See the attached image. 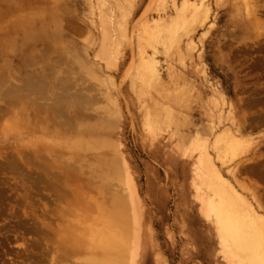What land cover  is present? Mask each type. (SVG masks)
I'll list each match as a JSON object with an SVG mask.
<instances>
[{"label": "rangeland", "instance_id": "374dc122", "mask_svg": "<svg viewBox=\"0 0 264 264\" xmlns=\"http://www.w3.org/2000/svg\"><path fill=\"white\" fill-rule=\"evenodd\" d=\"M183 1L186 0L43 1V12L55 18L54 23L49 21L52 30L49 27L48 31L58 35L55 40H45L48 44H30L38 48L50 46L48 53L51 54L47 55L50 60L47 57L43 63L30 59L29 63L31 60L35 63L29 64L28 71L32 72V79L42 77L51 83L50 88L58 89L50 91L44 99L39 97L44 93L33 94L36 102L33 100L32 109L43 107L38 117L45 110L46 116L50 113L47 105L51 107L53 100L57 103L62 99L61 115L70 125L60 127L58 140L62 144L51 150L62 153L61 160L68 159L65 140L79 126L87 127L92 130V137L103 135L112 153L124 161L125 181H119L112 168L94 165L96 159L106 154L105 148L99 145L81 150L83 157L78 155L77 158L82 160L73 163L79 169L57 180L37 177L33 166L30 171L24 163L13 169L15 173L8 167L2 169L5 155L9 157L15 150L31 152L42 137L35 136L40 131L34 134L31 130V133L4 130L5 125L12 122V116H2L0 264H92L98 253L92 248L91 236L95 231H103L100 227L104 228L107 221L104 212L97 215L92 205L89 212L86 205L92 199L94 204L105 201L104 189L110 194L109 204L115 197L123 198L129 216L135 218L134 227L140 242L136 264H226L219 252L215 227L203 216L193 185V163L205 151L212 156L220 172L264 216V59L255 51L259 45L264 46V7L257 8L255 22L259 24L256 25L254 18L247 20L243 11L236 9L239 0H204L201 20L187 28L179 48L168 55L161 44H149L148 37L139 32V26L144 20L150 27L154 26L152 30H164L172 23L176 7ZM193 1L187 0L189 4ZM261 1H257L258 5ZM105 18L107 26L102 22ZM115 19L123 24L125 31L124 27L119 29L121 26ZM57 21L65 24L58 29L54 25ZM101 23L105 30H111L107 32L112 38L111 47L106 43L108 37L103 44ZM110 25L117 26L114 33L119 36L114 35V27ZM160 35L162 40L164 33ZM142 57L153 59L163 77L164 86L160 90L166 96L170 94L167 100L159 96L154 136L148 135L142 125L144 107L149 100L132 77ZM192 59L196 67L191 65ZM42 66L44 73H41ZM49 120L45 124L51 130L53 126L49 124H56V120ZM223 128L234 132L243 144L235 154L222 152L218 157L214 138ZM196 131L204 137L200 146L188 148L185 155L169 153L171 147L178 145L177 140L190 139ZM42 138L47 141L52 137ZM25 142L32 148L26 147ZM24 147L28 151L23 150ZM51 150L42 152L48 156L51 153L53 157L55 152ZM46 163L47 173L54 172L50 163ZM16 171L19 172L16 174ZM89 181L92 185L85 189L93 198L86 200V205L82 201L74 207L68 206L72 200L63 189L68 185H73L70 189H81ZM90 194L86 196L89 198ZM73 242L82 244L76 252L71 250Z\"/></svg>", "mask_w": 264, "mask_h": 264}, {"label": "bare ground", "instance_id": "6f19581e", "mask_svg": "<svg viewBox=\"0 0 264 264\" xmlns=\"http://www.w3.org/2000/svg\"><path fill=\"white\" fill-rule=\"evenodd\" d=\"M43 1L46 0H0V103H2V105L0 104V118L2 116H8L9 114L12 116V122L10 121V123L5 125L4 127V130L6 129V131L26 130L30 132L31 130L33 131V133L40 131L42 134L40 132H39L40 134L34 133L35 136L41 135L42 137H46L49 135V137L57 138L58 135L60 134V129H61L60 127L64 128L63 126L67 127L70 125L69 124L70 121L64 119L61 115V103L63 102V100L59 98V101L57 100L58 101L57 103L53 100L54 103L52 104L54 105H51V107L49 106V104L47 105L50 110V113L45 116L44 115V113L46 114L45 112L46 110H45L44 112H42L39 118L38 112L42 111L40 109H42L43 107L37 110L35 109L33 110L32 108L36 102V97H32V96H34L33 94L36 93L38 94V92L39 93L41 92L42 94L44 93L43 94L44 96L39 94L38 95L39 97L41 96V98H43L45 97V95L49 96L50 91L55 89L57 90L58 88H50L52 87L50 86L51 83L46 82L42 77L32 79L31 78L32 72L30 73L28 71V68L31 65L30 63L34 62L31 60V62L29 63L30 59H35V62L37 60H40V62L39 61L38 62L41 63L42 61L43 63L44 60H47L48 57L47 55L51 54V52L48 53V51H51L49 49L51 48L50 46L49 47L43 46L41 48H38L35 47V45H33L34 47H31L30 44L31 43L33 44L43 43L42 45H44V43L48 44V42H45V40L47 41L55 40L58 35V34L56 35V33L54 34L48 31L49 27L51 26L49 21H52L54 23L55 18H53L52 16L53 14L51 13L43 12L44 11V9H42ZM203 1L204 0H195L193 1L192 4H189L187 0L183 1L180 6L176 7V15L174 16L172 23L169 24L170 26L164 28V30L161 31L160 29L158 31L152 30L151 27L154 26L150 27L149 26L150 23L147 24L143 20L140 23L139 32L141 33L143 32V34L146 35V37H148V39L146 40L149 41V44L151 43L161 44L166 54L168 55L172 54L175 50L179 48V44H181L180 40L183 35H186L187 28L191 27L192 23L194 24L195 22L198 23V19L200 18V16L202 17L201 7H203ZM257 1L258 0H239V3L236 5V9L238 11H243L244 16L247 20L250 19L252 20L254 18V20L252 21L256 25L259 24L258 22H255L256 20L255 18H257V16H255L257 13V8L264 7V0L261 1L260 5H258ZM199 4L200 7L198 6ZM207 9H208L207 11H209V8ZM106 21L107 20L105 18V20L103 19L102 22H104L107 26L109 24ZM114 21L118 22L116 19ZM110 22L112 23V20ZM157 22H159V20ZM64 24L59 23V21H57L54 25L57 26V28L59 29L61 25ZM103 24H102L103 30L101 29L102 30L101 33L103 35L102 41L104 44L108 37V40L110 39V41L107 40L106 43L109 45V43H111L112 38L109 35V33H107L109 30L107 31L104 29ZM113 25L110 26L114 27V30H112L114 33V31H116L115 27L117 28V26H113ZM122 25H120L119 23L118 26H121V28L119 29H122V27H124ZM156 28H158L157 24H156ZM122 30L125 31V27ZM122 30L121 32H123ZM123 33H124L123 35L126 37L125 32ZM161 33H164V38L162 40L160 39ZM115 34L116 33H114V35ZM119 39L117 41H119ZM105 49L107 50V48ZM257 49L258 50L255 51L256 52L259 51V56L264 59V46L259 45ZM15 61H17V63H15ZM195 63L196 62L193 61L192 59V64H191L192 67H196ZM34 65L39 66V64L37 63L33 64L32 66ZM44 71H45L44 66H42L41 73H44ZM168 74L169 76H171L172 75L171 71L170 73L168 72ZM132 77L137 81L138 85L140 86L139 88L141 89L139 91H141L142 94L146 96L149 100L148 105L144 107L142 125L144 131L148 133V135L150 134L154 136V134L156 133L155 127L158 125L157 105L159 102L158 101L159 96L164 97V99L167 100L170 94L166 96V94H163L162 91L160 90L163 88L162 86H164V84L162 85L163 77H161L158 69L155 66V62L153 61V59L146 60L143 59L142 57V61H140V64H137V67L135 68ZM185 81L186 80H184V82ZM37 103L39 102L37 101ZM18 105H21V108H19ZM50 118H54V120L52 121L56 120L55 121L56 124L54 123L56 127H54L55 126L54 124L53 125L49 124L54 127V128L52 127L51 130H49L50 127L48 128V126L46 125L50 122L49 120ZM92 135H93L92 130L84 126H79L76 132L65 140L64 146L68 150L67 152L69 153L68 156L69 158L68 159L65 158L62 160L61 157L63 158V156L60 155L62 153H57L58 152L57 150H56L57 152L51 150L54 148L55 145H59L60 143L62 144V142H59L58 140L60 136L57 139L51 138L47 141L46 139L43 140L41 136H39L41 137L40 138L41 141L38 140L39 137H36V139L38 138L37 139L38 141L36 139H34V141L36 140L38 143L35 141L36 145L34 144L35 146L33 147V149H31L32 147L27 145L30 147L31 152L15 150V152H13L11 155L8 154L9 157L5 155L7 159L4 156H2L4 157V159L2 158L1 159L4 160L5 168L4 166L3 168L2 167L1 168L7 169L6 167H8L9 169H12L13 173H15L13 169L14 168L18 169L21 163L22 164L24 163L26 167L30 168V171L32 166L37 172L39 170L40 173L39 172L34 173L36 174L37 177L40 176L41 178L45 179V177L47 176V180H49L50 178H54L55 180H57L63 178L65 175L67 176L69 174V171L72 173V172H76L79 169V168H75L74 164L76 160L78 161V159H81V158H77L78 155H81L80 154L81 150L84 149L86 150L88 148L89 149L95 148L96 146L99 145L105 148L106 154L104 158L96 159L94 161V165L98 164L103 168L105 167L112 168V170H114V172L117 175L116 176L117 179L119 181L124 182L125 181V176H124L125 171L123 170L124 161L121 162L117 158L118 156L116 157L112 153L109 145L107 144V142L104 141L105 139L102 137L103 135L101 136V134H98L93 137ZM29 136L30 135H28V137ZM203 139H204L203 134L196 131V133L190 139L180 138L179 140H177L179 142L178 145L175 147H171L169 153L172 155H183V154L185 155L186 153L185 151L188 148L196 149L198 146L202 144ZM20 141L21 138L19 142ZM34 141L31 143L32 146ZM28 143L25 142L23 144H25L26 146V144ZM214 143L217 146L215 151L218 157H219L218 154L222 152L231 155L235 154L236 153L235 151H237V149L238 150L241 149L239 147L243 144L242 142L239 141L238 137L234 136V132L232 133L227 128L225 130L223 128L221 129V131L215 134ZM26 147H24L23 150L28 151L27 149H25ZM43 149L45 151L51 150L52 153L55 152L57 154L53 153L54 155L52 157L50 153V155L48 156L46 155L48 153L45 152L46 154H44L42 152ZM43 154L45 156H43ZM46 156L48 157L47 158L48 160H50L49 157L51 156L50 162H48V160L47 161L44 160ZM210 156L211 155L205 151L201 156H199V158L197 157V160L193 163L192 166V174L195 179L194 183L193 182L192 183L194 185L195 190L198 193V200L201 203V212L203 216H205L208 219V221L210 220L213 226L215 227L216 235H217V243L221 256L225 260L226 264H264V216L255 209V207L249 202V200H246L244 196H242V194L237 190V188L232 184V182H230L227 179L228 177L226 178L220 172V170L212 161L211 159L212 156L211 157ZM44 161L47 162L48 164L50 163L49 165L52 166L51 170H53L54 172L50 171V173H47L48 170H46L44 167L45 164ZM55 168L59 170H55ZM61 168H64V170ZM66 169H68V173H66ZM18 172L19 171H16V174ZM90 185L92 184L89 181L86 184L84 183V185L82 186L83 188L81 189L80 188L70 189V187L73 185L71 186L68 185L66 190L62 188L63 193H65L66 196L67 195L70 196L72 200L68 206H70L71 204L70 207L72 206L74 207L78 203L82 204V201L83 203L86 202V200L90 201L93 198V196H91L90 193H87L88 191L86 192L87 188L85 189V187H90ZM107 193H108L107 190L104 189L103 199L105 201H103L102 203L98 201L97 204L96 203L94 204L95 200L92 199L93 203L91 202L92 203L91 204L86 202L85 205L88 203L87 204L88 206L86 205L87 209L83 208L91 212L92 208L90 205L94 206L93 211L95 210L94 212L97 215H100V212L101 214L104 212L103 215L105 214L106 217L105 219L107 221L106 223H104L105 221L103 222L104 228L100 227L101 228L100 230L104 229L103 231L97 230L98 232L96 233L95 231V233L91 236L90 240H91L92 248L95 250V253H98L97 256L94 257V259H92L93 262L92 264H136L138 251L140 249V242L136 228L134 227L135 218L134 216H129L128 208L126 207L123 198H120L119 196L118 198L115 197L114 202L109 204L107 200L110 199V194L107 195ZM86 194L87 195L90 194L89 198L88 196H86ZM85 219L87 218L85 217ZM102 220L104 219L102 218ZM130 223L134 228L131 226ZM72 233L71 235H74ZM72 245L71 246L73 249H71V247L70 249L73 252L74 251L76 252L79 249V247H81L82 244H80V242L78 243L73 242Z\"/></svg>", "mask_w": 264, "mask_h": 264}]
</instances>
